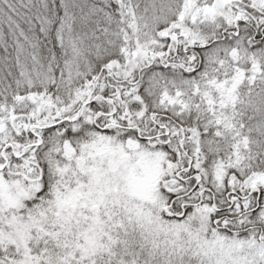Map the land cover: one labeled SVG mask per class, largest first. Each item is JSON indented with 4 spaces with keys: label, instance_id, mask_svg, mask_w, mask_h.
I'll use <instances>...</instances> for the list:
<instances>
[{
    "label": "snow or ice",
    "instance_id": "6c2138e0",
    "mask_svg": "<svg viewBox=\"0 0 264 264\" xmlns=\"http://www.w3.org/2000/svg\"><path fill=\"white\" fill-rule=\"evenodd\" d=\"M0 264H264V0H0Z\"/></svg>",
    "mask_w": 264,
    "mask_h": 264
}]
</instances>
